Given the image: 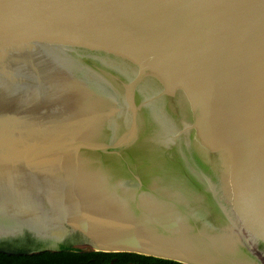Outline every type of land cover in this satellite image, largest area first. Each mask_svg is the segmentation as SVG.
<instances>
[{
    "label": "water",
    "instance_id": "1",
    "mask_svg": "<svg viewBox=\"0 0 264 264\" xmlns=\"http://www.w3.org/2000/svg\"><path fill=\"white\" fill-rule=\"evenodd\" d=\"M63 250L264 264V0H0V252Z\"/></svg>",
    "mask_w": 264,
    "mask_h": 264
},
{
    "label": "trees",
    "instance_id": "2",
    "mask_svg": "<svg viewBox=\"0 0 264 264\" xmlns=\"http://www.w3.org/2000/svg\"><path fill=\"white\" fill-rule=\"evenodd\" d=\"M184 264L131 252H84L63 250L36 254L0 252V264Z\"/></svg>",
    "mask_w": 264,
    "mask_h": 264
},
{
    "label": "bare ground",
    "instance_id": "3",
    "mask_svg": "<svg viewBox=\"0 0 264 264\" xmlns=\"http://www.w3.org/2000/svg\"><path fill=\"white\" fill-rule=\"evenodd\" d=\"M143 69H146V66Z\"/></svg>",
    "mask_w": 264,
    "mask_h": 264
}]
</instances>
